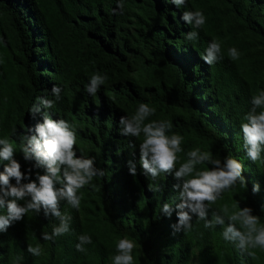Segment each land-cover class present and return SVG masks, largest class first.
<instances>
[{
	"label": "trees",
	"instance_id": "obj_1",
	"mask_svg": "<svg viewBox=\"0 0 264 264\" xmlns=\"http://www.w3.org/2000/svg\"><path fill=\"white\" fill-rule=\"evenodd\" d=\"M119 2L0 0V139L10 140L27 174L32 162L21 150L28 129L42 122L45 111L33 118L30 109L46 97L55 101L46 110L51 117L74 126L77 155L95 157L105 170L80 190L78 210L61 203V212L72 218L69 233L42 240L59 223L42 211L29 212L0 233V264H109L125 237L137 245L140 258L133 251V264H189L194 255L198 264H264V250L249 249L252 257L223 239V227H205L195 216L190 229L176 232L175 211L169 218L161 210L165 202L175 209L178 181L174 174L161 173L156 180L146 175L139 162L143 135L123 136L119 125L121 116L147 103L156 111L145 123L171 121L168 134L184 138L179 163L195 148L213 159L239 160L246 186L238 182L225 191L210 206L209 219L227 203L251 207L264 224V153L251 162L240 131L252 96L264 90V0H187L180 7L171 0H123L122 12ZM196 10L206 17L202 28L181 19L184 11ZM192 31L198 37L189 41ZM213 40L221 44L222 59L208 65L202 57ZM232 47L240 53L235 61L228 56ZM93 74L107 77L95 96L86 91ZM54 85L62 88L58 101ZM129 160L136 163L135 176ZM6 163L0 161V172ZM37 172L44 170L32 168V179ZM257 183L260 190L253 192ZM150 185L163 190L154 193ZM82 234L92 240L83 252L76 248ZM37 244L42 254L30 255L28 246Z\"/></svg>",
	"mask_w": 264,
	"mask_h": 264
},
{
	"label": "clouds",
	"instance_id": "obj_2",
	"mask_svg": "<svg viewBox=\"0 0 264 264\" xmlns=\"http://www.w3.org/2000/svg\"><path fill=\"white\" fill-rule=\"evenodd\" d=\"M177 7L187 4V0H171ZM118 7L123 11V0ZM181 19L195 28H202L206 22L204 13L200 10L184 11ZM198 37L195 31L189 32L186 38L193 41ZM202 57L205 63L212 65L222 59L221 44L216 40L209 43ZM228 56L233 61L239 59L240 53L235 47L228 49ZM107 77L93 74L90 77L86 91L95 96ZM55 100L61 99L62 88L54 85L51 89ZM55 101L41 97L39 103L34 104L30 114L35 118L41 110L42 122H38L31 129L30 135L25 137L22 153L25 161L32 162V168L43 169V174L36 173L31 178L32 168L26 174L21 164L14 159V146L9 139H0V161H6L0 172V208L6 209V214H0V233L7 232L14 222L21 221L29 212L37 215L43 212L45 217H54L58 225L53 232L41 234V239L51 241L55 237L70 232L71 216L60 210L62 202L66 201L72 208L79 209L82 196L81 189L90 185L94 177H103L105 170L98 168L95 157L77 155V133L74 126L65 119H53L46 111L54 106ZM252 108L246 114L244 123L240 126L243 137V148L248 159L255 163L262 159L264 153V90L251 98ZM257 109H262L257 111ZM156 109L147 103H141L132 116H121L119 119L120 133L123 136L143 139L139 142L140 165L146 175L156 180L161 173L174 174L178 181L173 187L178 190V203L173 209L172 204L163 203L161 214L171 217L173 211L177 216V223L173 225L176 232L191 228L193 216L205 221V227H223L222 236L227 242L234 243L248 255L255 257V252L249 249L264 250V224L258 215L253 214L251 207H231L225 203L218 210L212 212L209 219L210 206L222 199V194L231 189L238 182L246 180L243 176L244 165L232 156L223 160L213 159L209 151L195 148L187 152V160L180 162L181 147L184 138L179 134L168 132L172 127L171 121L153 120L145 123L147 118L155 114ZM134 148L135 145L130 144ZM179 167L177 168V164ZM208 164L211 167L198 169L197 165ZM129 173L137 174L136 163L128 161ZM15 181V183H13ZM27 181V182H24ZM149 190L161 192V186H149ZM259 184H254L252 191L258 192ZM226 224V227H224ZM76 248L83 252L84 245L92 242L91 237L82 234L78 237ZM136 243L127 237L119 239L116 244L117 254L113 257V264H133V251ZM27 252L32 256H40L42 248L29 245ZM22 259V258H21Z\"/></svg>",
	"mask_w": 264,
	"mask_h": 264
},
{
	"label": "rangeland",
	"instance_id": "obj_3",
	"mask_svg": "<svg viewBox=\"0 0 264 264\" xmlns=\"http://www.w3.org/2000/svg\"><path fill=\"white\" fill-rule=\"evenodd\" d=\"M134 253L136 254L135 255L136 256V260L139 259L140 257H139L138 251L137 250H134ZM109 264H113V258L111 259V262ZM138 264H144V263L139 262ZM189 264H198V261H197V258H196L195 255L192 257V259H191V261H190Z\"/></svg>",
	"mask_w": 264,
	"mask_h": 264
}]
</instances>
